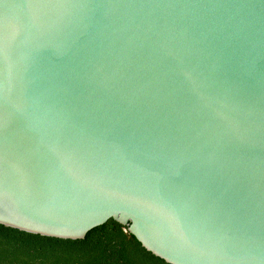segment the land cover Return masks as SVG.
<instances>
[{"label":"water","instance_id":"obj_1","mask_svg":"<svg viewBox=\"0 0 264 264\" xmlns=\"http://www.w3.org/2000/svg\"><path fill=\"white\" fill-rule=\"evenodd\" d=\"M111 218L171 264H264V0H0V223Z\"/></svg>","mask_w":264,"mask_h":264},{"label":"trees","instance_id":"obj_2","mask_svg":"<svg viewBox=\"0 0 264 264\" xmlns=\"http://www.w3.org/2000/svg\"><path fill=\"white\" fill-rule=\"evenodd\" d=\"M0 264H171L111 218L84 238L64 239L0 223Z\"/></svg>","mask_w":264,"mask_h":264}]
</instances>
